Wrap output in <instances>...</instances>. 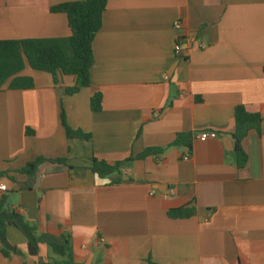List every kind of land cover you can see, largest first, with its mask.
Returning a JSON list of instances; mask_svg holds the SVG:
<instances>
[{
	"label": "crops",
	"instance_id": "crops-1",
	"mask_svg": "<svg viewBox=\"0 0 264 264\" xmlns=\"http://www.w3.org/2000/svg\"><path fill=\"white\" fill-rule=\"evenodd\" d=\"M77 1L0 0V41L70 37L67 16L51 8ZM107 1L89 88L66 96L73 77L55 86L26 68L33 89L0 92V201L11 196L10 211L39 234L68 236L78 264H264V0ZM62 102L90 141L67 138ZM237 106L263 118L242 143L243 169ZM203 131L217 137L195 139ZM180 134L188 145L169 148ZM149 148L167 149L123 166L120 184L90 170L93 157L113 164ZM40 157L66 164L19 173ZM179 208L195 215L171 218ZM6 240L0 250L13 253L0 264L59 260L43 242L31 256L15 224Z\"/></svg>",
	"mask_w": 264,
	"mask_h": 264
},
{
	"label": "trees",
	"instance_id": "trees-1",
	"mask_svg": "<svg viewBox=\"0 0 264 264\" xmlns=\"http://www.w3.org/2000/svg\"><path fill=\"white\" fill-rule=\"evenodd\" d=\"M107 0H82L67 2L51 8L52 13H63L68 18L71 35L65 39H22L0 41V92L5 90H28L35 87L32 78L21 74L29 68L33 71L49 74L55 86H62L65 77H73L75 84L66 87V96H74L82 89L91 86L90 71L94 62L93 43L97 33L102 27ZM92 112H100L103 105V95L95 93L90 101ZM60 119L69 140L90 141L91 134L84 133L81 129H74L68 125L67 115L61 103ZM235 130L232 138L235 143L236 166L243 169L248 163V155L243 149L242 143L251 131L260 132L262 115L252 113L245 106H237L234 111ZM191 135L180 134L169 146H187ZM167 148H149L141 154L128 159L108 163L104 160L92 158L90 170L99 178H112L111 184H120L122 181L121 168L128 163L144 160L149 156L163 154ZM44 163L66 164L65 159L37 158L34 162L27 164L21 174L34 176L40 165ZM8 197L3 196L0 201V239L7 245L6 228L15 224L28 240V252L31 256L38 255L40 243H46L53 255L59 260H50L48 263L37 264H78L74 261L72 247L68 236L57 238L47 234H39L35 225H31L13 214L7 207ZM195 215V210L188 208L174 209L169 216L174 219H185ZM4 245V246H5ZM7 247V246H6ZM15 251V250H14ZM6 258H10L12 251L0 250ZM15 253V252H14Z\"/></svg>",
	"mask_w": 264,
	"mask_h": 264
},
{
	"label": "built area",
	"instance_id": "built-area-1",
	"mask_svg": "<svg viewBox=\"0 0 264 264\" xmlns=\"http://www.w3.org/2000/svg\"><path fill=\"white\" fill-rule=\"evenodd\" d=\"M175 27L176 28H179L180 27V22L177 21L175 22ZM175 54L177 56H180L181 55V46L180 44H176L175 46ZM217 137V134L215 132H210V131H203V132H200V133H197L195 135V139L199 140V141H202V142H205L209 139H215ZM189 159V155L187 154L185 157H184V160H188ZM0 191L1 192H6L7 191V187L6 185L4 184H1L0 185Z\"/></svg>",
	"mask_w": 264,
	"mask_h": 264
},
{
	"label": "water",
	"instance_id": "water-1",
	"mask_svg": "<svg viewBox=\"0 0 264 264\" xmlns=\"http://www.w3.org/2000/svg\"><path fill=\"white\" fill-rule=\"evenodd\" d=\"M10 200H11V196L8 198V200H7V207L10 205Z\"/></svg>",
	"mask_w": 264,
	"mask_h": 264
}]
</instances>
